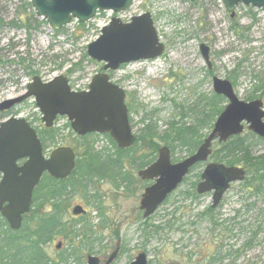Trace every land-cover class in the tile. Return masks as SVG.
<instances>
[{
	"label": "rangeland",
	"instance_id": "374dc122",
	"mask_svg": "<svg viewBox=\"0 0 264 264\" xmlns=\"http://www.w3.org/2000/svg\"><path fill=\"white\" fill-rule=\"evenodd\" d=\"M144 13L151 15L159 42L164 46L163 54L106 72L125 92L130 127L136 137L143 119H147L145 123H153L159 137L175 129L197 125L196 119L206 115L203 113L206 103L214 95L213 77L230 82L240 101L245 102L252 96L251 100L260 98L264 103V12L238 5L230 17L221 0L194 3L189 0H134L124 12L99 13L84 24L72 21L59 32H54L36 16L28 0H0V87L4 88L0 90V103L22 94L33 77L47 83L64 76L72 90L85 89L92 77L101 73L103 66L87 56V46L100 36L102 27L112 18L125 24ZM33 23H38L39 28L27 31L26 25ZM14 24L19 28L14 29ZM200 45L209 49L210 71L200 54ZM20 59L24 61L21 66L18 65ZM226 104L223 99L221 109ZM191 109L196 110L195 114L190 113ZM11 114H17L35 129H40V114L33 99L25 101ZM215 119L211 125L197 127L201 141L211 132ZM3 120L0 115V122ZM54 128L62 131L47 148L46 156L60 146L81 152L80 143L66 118H58ZM245 134L251 142L249 135L252 134L245 132L243 136ZM92 136L96 150L114 154L115 148L107 136ZM252 136L254 141L258 139ZM156 143L159 148L165 146L170 150L173 163L188 157L185 150L174 144L172 152L170 145L162 140ZM253 146L256 154L264 153V141ZM141 147V151L146 152L147 147ZM218 149L214 143L213 153ZM208 162L215 161L210 157ZM205 165L197 166L168 203L146 220L139 211L143 188L138 189V186L133 193H127L116 188L111 180L99 181L94 190L100 197V209L96 211L76 196L66 207L65 217L72 223L86 218L101 239L100 245L81 246L87 230L78 225L79 237L55 238L45 246L47 256L53 264H86L88 255L103 261L119 241L120 252L113 264H129L140 253L146 254L150 264H208L209 255H218L213 264H264V186L257 194H243L242 182L233 183L218 208L213 209L218 224L214 226L204 219L211 205V193L197 195V198L181 196L190 191L192 183L199 181ZM237 167L244 169L242 165ZM124 168L137 179L136 171H131L129 165ZM75 205L87 212L84 217L71 215ZM176 207L179 210L174 217L179 222L174 230H165L155 238L146 239L150 230L146 231L145 225H163L171 219L167 215ZM37 210L42 211L39 207ZM58 244L60 248L56 249ZM71 249L74 253L70 255Z\"/></svg>",
	"mask_w": 264,
	"mask_h": 264
},
{
	"label": "water",
	"instance_id": "95a60500",
	"mask_svg": "<svg viewBox=\"0 0 264 264\" xmlns=\"http://www.w3.org/2000/svg\"><path fill=\"white\" fill-rule=\"evenodd\" d=\"M29 1L36 16L46 20L54 31H59L72 20L79 24L87 23L97 11L124 12L134 0ZM189 1L194 3L197 0ZM222 3L231 17L235 7L240 4L264 12V0H222ZM199 51L210 70L208 47L200 45ZM163 52L164 46L159 42L149 13L133 17L125 24L113 18L108 26L102 28L100 36L87 46V56L104 64L103 73L96 74L91 79L88 91H71L64 76H58L47 83L34 77L24 94L0 103V112L33 99L45 128H52L58 116L66 117L77 136L108 134L118 149H129L136 137L130 128L125 93L110 83L104 72L116 71L121 65L130 62L155 59ZM212 88L227 104L196 152L173 164L170 150L162 147L158 150L156 161L137 173L140 180L152 182L144 188L140 197L139 210L143 219L156 212L183 182L191 168L207 163L215 142L226 143L230 138L240 136L245 127L264 140L263 102L260 99L240 101L231 83L216 77L212 78ZM75 165L76 156L69 147H58L45 156L35 130L25 119L9 118L0 123V215L10 230L18 231L21 228L22 218L30 211L32 193L41 177L46 173L54 180H65L71 175ZM244 179L245 171L242 168L210 162L204 167L195 191L200 196L211 193V209H216L231 184L241 183ZM71 215L84 216L85 211L76 205L72 208ZM59 248L58 244L56 249ZM118 252L119 243L103 263L95 256L88 255L86 264H112ZM129 264L149 262L146 254L140 253Z\"/></svg>",
	"mask_w": 264,
	"mask_h": 264
},
{
	"label": "trees",
	"instance_id": "16d2710c",
	"mask_svg": "<svg viewBox=\"0 0 264 264\" xmlns=\"http://www.w3.org/2000/svg\"><path fill=\"white\" fill-rule=\"evenodd\" d=\"M43 22L45 23V21ZM38 26V23L37 25L33 23L32 25H26L25 28L27 31L37 30ZM16 28L18 29L19 26ZM23 62V59H20L18 65L21 66ZM25 70L27 69L25 68ZM29 74L31 73L29 72ZM262 83L264 84V81ZM251 98L253 97L250 96L245 101H250ZM222 102L223 98L216 95L211 96L206 103V111L203 112L206 115L196 119L197 125L190 128L175 129L172 133L166 132L160 137L157 135L153 123H145L147 119H143L141 121L142 128L139 130L134 145L127 150H118L107 136L109 143L115 148L114 154L105 153L104 150H96L92 135L76 136L80 143L78 148L81 152L73 149L77 156L75 170L68 179L62 181H56L47 174L42 176L34 193V202L30 214L24 217L21 229L17 232L11 231L6 221L0 216V264H53L45 252V246L57 237L70 240L78 238V225L87 230L84 233L85 243H82L81 246H88L89 248L95 243L100 245L101 239L95 235L93 226L87 223L86 218H81L76 223L67 221L65 217L66 207L70 205V201L77 196L80 200L85 201L86 205L98 211L100 209V197L94 188L102 180L115 182L116 188H122L127 193H133L138 186V189L143 188L144 183L134 178L130 171H125L124 167L129 165L131 171L137 172L150 165L155 160L159 149L156 140H162L165 145H170L172 152L174 144L181 150H185L188 156L192 155L202 142V137L198 136L197 127L211 125L213 119L222 110L220 107ZM195 112L194 109L190 111L191 114H195ZM66 127L69 128L68 125ZM35 131L45 153L62 129L52 128L47 130L40 128L35 129ZM247 136L248 134L234 137L224 144L217 145L219 149L212 153L211 157L215 162L223 163L226 166L242 165L246 171V178L240 185L241 192L243 194L247 192L257 194L261 192L264 186V153L256 154L253 145L262 142V140L255 139L254 141V137L249 135L252 140L250 142ZM141 146L147 147L146 152L141 151ZM196 167L190 171L189 175ZM188 176L184 179L182 185L186 183ZM195 186L196 183H192L190 191L181 194V196L184 198L185 196L186 198H197ZM171 196L172 194L164 204L168 203ZM38 207L42 209L41 212L37 210ZM178 210L179 207L174 208L173 212L167 215L171 219L163 225H149V227L145 225V230L147 231L148 228L150 230L146 235V239L155 238L165 230H174L173 227L179 222L174 217ZM31 214H33L32 217ZM98 216L101 217L99 213ZM204 219L210 224L218 226L214 218V211L211 208L205 211ZM102 221L100 224H102ZM179 228L177 227L176 230H179ZM72 253H74V250L71 249L70 255ZM217 258L218 255H209L206 260H208V264H213Z\"/></svg>",
	"mask_w": 264,
	"mask_h": 264
},
{
	"label": "flooded vegetation",
	"instance_id": "af4514ba",
	"mask_svg": "<svg viewBox=\"0 0 264 264\" xmlns=\"http://www.w3.org/2000/svg\"><path fill=\"white\" fill-rule=\"evenodd\" d=\"M103 13V12H102ZM13 26V28L15 29L16 27H17V25L16 24H14V25H12ZM17 29V28H16ZM89 86V85H88ZM88 86L85 88V89H83V90H78V89H76V90H73V91H76V92H79V91H85V90H88ZM26 88H27V86L25 87V90H26ZM0 90H4V88H1L0 87ZM24 90V91H25ZM18 107V106H17ZM16 107V108H17ZM16 108H13L12 110H14V109H16ZM12 110H10V111H8V112H0V115L3 117V119H7V118H10V117H17V114H11V111ZM39 123H40V121H39ZM31 124V123H30ZM32 125V124H31ZM32 127H33V125H32ZM40 128H44L43 127V125L40 123ZM105 136H107V134H105ZM153 163H154V161H153ZM152 164V163H151ZM150 164V165H151ZM193 169V168H192ZM191 171V170H190ZM0 179H1V175H0ZM142 183H144V185H143V191H144V188L145 187H147V186H149L150 184H152V182H147V181H145V182H143V181H141ZM37 189V188H36ZM35 189V190H36ZM35 190L33 191V193H32V204H33V202H34V193H35ZM31 204V205H32ZM31 209V208H30ZM27 216V215H26ZM24 217L25 216H23V218H22V223H23V221H24ZM77 217H84V216H77ZM79 221V220H78ZM21 226H22V224H21ZM117 243H119V252H120V242L118 241ZM119 252H118V255H119ZM108 257V256H107ZM107 257L103 260V261H101L100 259V263H103L106 259H107ZM118 257V256H117ZM115 262V261H114ZM113 262V263H114ZM112 263V264H113Z\"/></svg>",
	"mask_w": 264,
	"mask_h": 264
}]
</instances>
